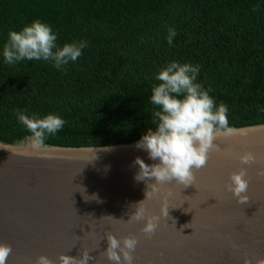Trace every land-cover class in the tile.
<instances>
[{
  "label": "trees",
  "instance_id": "obj_1",
  "mask_svg": "<svg viewBox=\"0 0 264 264\" xmlns=\"http://www.w3.org/2000/svg\"><path fill=\"white\" fill-rule=\"evenodd\" d=\"M36 20L61 48L89 46L64 70L35 59L7 64L9 32ZM172 61L200 66L196 83L228 106L231 127L264 124V0H0V127L30 134L18 108L65 120L47 140L67 147L137 143L156 130L152 88Z\"/></svg>",
  "mask_w": 264,
  "mask_h": 264
},
{
  "label": "water",
  "instance_id": "obj_2",
  "mask_svg": "<svg viewBox=\"0 0 264 264\" xmlns=\"http://www.w3.org/2000/svg\"><path fill=\"white\" fill-rule=\"evenodd\" d=\"M235 129L233 136L215 141L221 151L210 154L195 184L148 188L135 180L139 166L134 161L139 157L150 166L159 161L136 143L67 147L46 139V149L36 152L31 133L18 137L0 127V243L13 249L7 264H35L41 255L59 264L61 254L79 257L83 250L95 258L89 264H111L101 255L108 247L107 233L138 238L134 264H244L246 257L255 264L264 259V177L257 175L264 167V124ZM246 152L257 162L244 166L250 201L240 205L226 185ZM147 191L150 199L145 200ZM142 201L139 207L147 215L159 217L151 238L141 232L145 222L127 223ZM162 209H169L172 219Z\"/></svg>",
  "mask_w": 264,
  "mask_h": 264
},
{
  "label": "clouds",
  "instance_id": "obj_3",
  "mask_svg": "<svg viewBox=\"0 0 264 264\" xmlns=\"http://www.w3.org/2000/svg\"><path fill=\"white\" fill-rule=\"evenodd\" d=\"M176 35V30L170 27L167 36L170 46ZM56 41L57 35L53 29L46 23L36 20L19 32H9L8 41L3 48V57L9 65L35 59L52 62L58 70H64L69 62H75L81 57L82 50L89 46L88 41L85 40L65 44L61 48ZM199 71V65L172 61L161 68L155 76L160 83L153 85L150 102L157 109L152 113L151 120L156 130H149L135 144L137 149L145 150L150 159L159 161L151 166L139 157L134 161V166H139L135 180L144 181L148 188L173 182L183 187L195 184L196 172L207 166L210 154L221 151L215 141L221 137H231L236 133V129L229 125L228 106L220 103L216 107L214 99L209 95L211 89L205 90L200 83H196ZM15 114L19 123L32 134L30 146L36 152L46 149L47 137L57 134L66 123L59 116L51 114L42 119L35 114L30 118L18 108ZM239 161L240 170L230 174V183L226 185V190L232 193L237 203L248 205L250 198L247 192L250 180L247 178L248 169L244 166L250 167L255 164L257 158L252 152H246L239 156ZM257 175L264 177V167L258 170ZM153 178L156 183H149ZM146 197L145 200L150 199L148 191ZM91 199L98 200V197L93 195ZM144 201L139 203L127 223L145 222L141 232L151 238L156 233L159 217L147 215L146 210L139 207ZM162 215L166 218L170 217L169 209H162ZM106 217L114 219L112 216ZM173 222L175 226L176 221ZM192 222L184 225L183 228H190ZM105 239L108 247L101 255L111 264H134L133 254L139 244L136 236L130 235L118 239L112 233H107ZM232 248L238 250V245L233 243ZM12 252L11 245L0 243V264H7ZM89 253V250H83L79 257L61 254L58 257L59 264H89L95 259ZM35 264H54V262L47 256L41 255L36 258ZM244 264H253V260L246 257ZM255 264H264V259H256Z\"/></svg>",
  "mask_w": 264,
  "mask_h": 264
}]
</instances>
